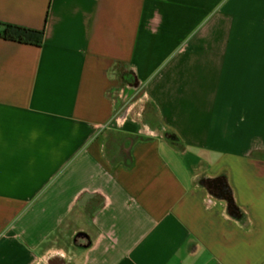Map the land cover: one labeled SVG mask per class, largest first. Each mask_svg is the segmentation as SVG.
<instances>
[{
    "label": "crops",
    "instance_id": "1",
    "mask_svg": "<svg viewBox=\"0 0 264 264\" xmlns=\"http://www.w3.org/2000/svg\"><path fill=\"white\" fill-rule=\"evenodd\" d=\"M0 23L45 32L0 39V264H264V0H0Z\"/></svg>",
    "mask_w": 264,
    "mask_h": 264
},
{
    "label": "trees",
    "instance_id": "2",
    "mask_svg": "<svg viewBox=\"0 0 264 264\" xmlns=\"http://www.w3.org/2000/svg\"><path fill=\"white\" fill-rule=\"evenodd\" d=\"M0 39L34 47H42L45 39L44 30H35L11 24L0 23ZM121 78L132 83L127 73L120 70Z\"/></svg>",
    "mask_w": 264,
    "mask_h": 264
},
{
    "label": "flooded vegetation",
    "instance_id": "3",
    "mask_svg": "<svg viewBox=\"0 0 264 264\" xmlns=\"http://www.w3.org/2000/svg\"><path fill=\"white\" fill-rule=\"evenodd\" d=\"M51 264H57V260L51 261Z\"/></svg>",
    "mask_w": 264,
    "mask_h": 264
},
{
    "label": "rangeland",
    "instance_id": "4",
    "mask_svg": "<svg viewBox=\"0 0 264 264\" xmlns=\"http://www.w3.org/2000/svg\"><path fill=\"white\" fill-rule=\"evenodd\" d=\"M128 77H130V79H132V75L130 73H127Z\"/></svg>",
    "mask_w": 264,
    "mask_h": 264
},
{
    "label": "built area",
    "instance_id": "5",
    "mask_svg": "<svg viewBox=\"0 0 264 264\" xmlns=\"http://www.w3.org/2000/svg\"><path fill=\"white\" fill-rule=\"evenodd\" d=\"M54 260H57V259H54ZM57 264H58V262H57Z\"/></svg>",
    "mask_w": 264,
    "mask_h": 264
}]
</instances>
